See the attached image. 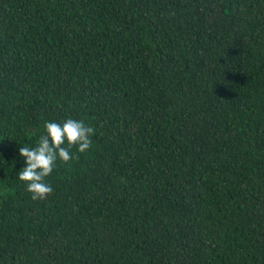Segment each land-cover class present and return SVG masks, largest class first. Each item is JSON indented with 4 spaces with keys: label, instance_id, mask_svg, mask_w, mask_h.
<instances>
[{
    "label": "trees",
    "instance_id": "obj_1",
    "mask_svg": "<svg viewBox=\"0 0 264 264\" xmlns=\"http://www.w3.org/2000/svg\"><path fill=\"white\" fill-rule=\"evenodd\" d=\"M0 264H264V0H0Z\"/></svg>",
    "mask_w": 264,
    "mask_h": 264
},
{
    "label": "clouds",
    "instance_id": "obj_2",
    "mask_svg": "<svg viewBox=\"0 0 264 264\" xmlns=\"http://www.w3.org/2000/svg\"><path fill=\"white\" fill-rule=\"evenodd\" d=\"M45 129L46 134L40 136L35 147L22 146L19 149L25 167L18 172V176L25 182L34 201L45 200L53 193L54 189L46 178L53 173L57 161L70 162L73 158L70 152L72 147L81 153L88 151L95 135L94 127L73 118L63 123L45 122Z\"/></svg>",
    "mask_w": 264,
    "mask_h": 264
}]
</instances>
